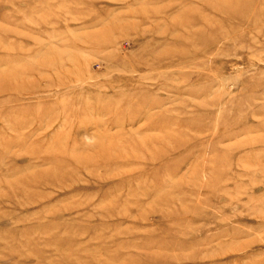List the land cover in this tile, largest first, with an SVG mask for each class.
<instances>
[{
	"label": "rangeland",
	"instance_id": "1",
	"mask_svg": "<svg viewBox=\"0 0 264 264\" xmlns=\"http://www.w3.org/2000/svg\"><path fill=\"white\" fill-rule=\"evenodd\" d=\"M0 264H264V0H0Z\"/></svg>",
	"mask_w": 264,
	"mask_h": 264
}]
</instances>
